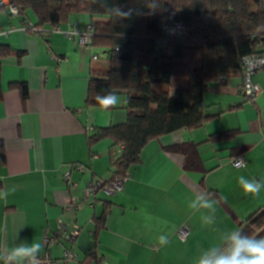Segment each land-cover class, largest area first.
Masks as SVG:
<instances>
[{"label": "crops", "instance_id": "1", "mask_svg": "<svg viewBox=\"0 0 264 264\" xmlns=\"http://www.w3.org/2000/svg\"><path fill=\"white\" fill-rule=\"evenodd\" d=\"M5 8H0V28L8 32L0 35V46L12 52L0 58V193L6 195L0 198V254L35 240L43 243L41 253L48 248L55 264H66L63 254L71 244L56 238L46 247L44 239L54 237L63 221L81 227L76 259L69 264H197L210 246H222L228 230L240 229L264 209V189L245 196L237 184L241 176H264V69L254 77L263 89L255 101L243 96L241 74L213 83L203 98L208 117L203 126L150 142L120 192L99 191L75 209L73 200L85 201L89 183L113 179L118 148L110 138L91 145L89 137L97 128L125 123V96H118L114 110L88 107L92 72L111 68L104 49L85 50L77 39L51 32L50 25L41 26L48 36L23 31L20 16L2 17ZM91 22L89 15L75 14L58 26L65 31ZM12 83L28 85L25 102ZM188 86L189 80L176 77L153 89L174 96ZM183 143L196 149L198 170H187L185 156L168 149ZM240 156L247 167L233 165ZM77 165L88 171L81 173ZM208 199L217 202V218L204 227L201 217L210 212L199 202ZM183 226L190 233L184 241L176 233ZM162 234L168 235L165 245L159 243Z\"/></svg>", "mask_w": 264, "mask_h": 264}, {"label": "trees", "instance_id": "2", "mask_svg": "<svg viewBox=\"0 0 264 264\" xmlns=\"http://www.w3.org/2000/svg\"><path fill=\"white\" fill-rule=\"evenodd\" d=\"M152 0H10L22 22L35 27L58 26L71 15L86 14L92 19L94 48L104 49L110 70L93 71L86 100L88 107L114 110L98 97L109 93L125 96L127 120L118 126L97 128L89 137L91 145L110 138L114 146L123 144V152L114 162L115 177H127L140 161L143 149L152 141L182 129L191 130L205 124L204 95L213 83L241 74L242 60L248 55L264 53V0H161L151 10ZM117 9L131 10L124 19ZM107 18L99 22L96 18ZM163 21L182 22L189 28L185 37H167ZM88 25V26H89ZM0 46V58L11 54ZM200 64V66H199ZM0 65V93L1 87ZM189 80L187 88L174 96L158 92L154 85H169L176 78ZM23 102L29 97L26 83L11 85ZM168 149L185 156V168L198 170L200 162L193 145L179 144ZM0 155L3 145L0 143ZM264 228V209L255 212L240 229L256 235Z\"/></svg>", "mask_w": 264, "mask_h": 264}, {"label": "built area", "instance_id": "3", "mask_svg": "<svg viewBox=\"0 0 264 264\" xmlns=\"http://www.w3.org/2000/svg\"><path fill=\"white\" fill-rule=\"evenodd\" d=\"M4 6L9 7L12 15H17L18 11L15 6L10 5V0H0V8H3ZM22 30L27 32L36 33L39 35L48 36L50 31H47L43 28H37L32 22H22ZM161 28L163 29L164 33L167 37L170 38H179V37H185L188 32L189 28L184 25L182 22L174 21V22H167L163 21L161 24ZM61 32L64 33L69 39H77L78 43L85 49V50H92L93 44H92V38L94 36V31L91 27V25L80 28L78 25L71 24L70 27L65 30L61 31L59 26H53V29L51 32ZM8 31H3L0 28V35H5ZM97 57L94 56V59ZM264 69V53L260 54H252L248 55V57H245L242 60V66H241V75H242V94L245 97L246 101H255L259 95L262 93V86L255 83L254 77L259 71ZM117 155H119L121 152H123L124 145L119 144L117 146ZM100 156V154H98ZM239 158H243L240 156ZM245 161V158H243ZM233 165L237 168L243 167V165L236 159L233 161ZM76 169L80 171L81 173H84L88 171V167L85 165H77ZM127 177H115L111 181H103V180H96L94 182L89 183L86 186L85 190V201L84 202H76V200H73V205L75 209H82L85 207V205H88L91 201V198L95 197L97 192L103 191L107 195H114L117 192H120L123 189V184L126 181ZM58 230L54 234V237L51 238H44L45 239V246L49 247L55 239H66L70 244L71 248H66L63 254V263L69 264L70 261L76 259V252L73 250L75 247L76 241L78 237L81 234V227L78 225H68L64 223L63 221L59 222ZM178 237L180 240L184 241L189 236V229L186 226L180 227L177 232ZM39 264H55V260L52 258L50 251H48V248L46 252L39 254L38 257ZM4 264V261H3Z\"/></svg>", "mask_w": 264, "mask_h": 264}, {"label": "clouds", "instance_id": "4", "mask_svg": "<svg viewBox=\"0 0 264 264\" xmlns=\"http://www.w3.org/2000/svg\"><path fill=\"white\" fill-rule=\"evenodd\" d=\"M160 3L161 0H152L151 10H156ZM117 11L124 19L131 16V10L117 9ZM98 99L105 106H115L120 102L119 97L114 93H109L105 97H98ZM237 160L244 167H247L243 158H237ZM237 184L245 196H257L264 189V176H261L259 180L255 177L244 179L241 176ZM12 191H15V189H12ZM4 197L6 195L0 193V198ZM199 203L202 208L210 212L209 215L201 217L202 226L211 227L216 223L217 202L214 199H208ZM192 207H195V205H192ZM159 243L161 245L167 244L168 235H160ZM42 248L43 243L41 241L33 240L31 243H23L9 248V254L7 256L0 254V259L4 261V264H39L38 257ZM197 264H264V236L259 234L249 235L242 229L228 230L223 237L222 246H210L206 252L201 254Z\"/></svg>", "mask_w": 264, "mask_h": 264}, {"label": "rangeland", "instance_id": "5", "mask_svg": "<svg viewBox=\"0 0 264 264\" xmlns=\"http://www.w3.org/2000/svg\"><path fill=\"white\" fill-rule=\"evenodd\" d=\"M251 6H252V10H256V6H254L253 3L251 4ZM7 8L9 9V7H7ZM8 9L5 8L4 10L8 11ZM10 13H11V11H10V9H9V11L6 12L2 17H3V18H4V17H10V16H9ZM28 15H29L32 19H35L32 10H29V11H28ZM100 55H102V57H106V55H105L104 53L102 54V52L100 53ZM199 66H200V64H199ZM117 96H119V95H117Z\"/></svg>", "mask_w": 264, "mask_h": 264}, {"label": "water", "instance_id": "6", "mask_svg": "<svg viewBox=\"0 0 264 264\" xmlns=\"http://www.w3.org/2000/svg\"><path fill=\"white\" fill-rule=\"evenodd\" d=\"M259 234L261 236H264V228H262V230H260L258 233H256V235Z\"/></svg>", "mask_w": 264, "mask_h": 264}]
</instances>
